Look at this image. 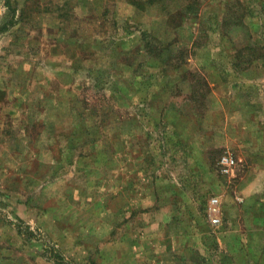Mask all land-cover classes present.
<instances>
[{
  "label": "rangeland",
  "instance_id": "rangeland-1",
  "mask_svg": "<svg viewBox=\"0 0 264 264\" xmlns=\"http://www.w3.org/2000/svg\"><path fill=\"white\" fill-rule=\"evenodd\" d=\"M0 264H264V0H0Z\"/></svg>",
  "mask_w": 264,
  "mask_h": 264
},
{
  "label": "built area",
  "instance_id": "built-area-1",
  "mask_svg": "<svg viewBox=\"0 0 264 264\" xmlns=\"http://www.w3.org/2000/svg\"><path fill=\"white\" fill-rule=\"evenodd\" d=\"M223 163L227 168H230L231 164L234 163L233 160L225 158ZM227 171V170H226ZM208 214L211 219V223L214 226H218L222 222V211L220 206V201L217 198H213L208 204Z\"/></svg>",
  "mask_w": 264,
  "mask_h": 264
}]
</instances>
